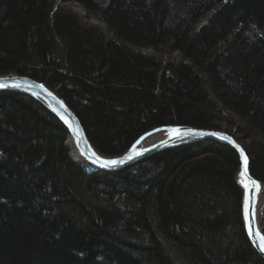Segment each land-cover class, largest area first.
Listing matches in <instances>:
<instances>
[{"label":"trees","instance_id":"trees-1","mask_svg":"<svg viewBox=\"0 0 264 264\" xmlns=\"http://www.w3.org/2000/svg\"><path fill=\"white\" fill-rule=\"evenodd\" d=\"M7 73L59 94L102 153L158 127L216 128L241 141L264 183V0H0ZM68 135L33 97L0 91V264H264L229 145L88 170Z\"/></svg>","mask_w":264,"mask_h":264},{"label":"water","instance_id":"water-1","mask_svg":"<svg viewBox=\"0 0 264 264\" xmlns=\"http://www.w3.org/2000/svg\"><path fill=\"white\" fill-rule=\"evenodd\" d=\"M1 90H14L25 93L46 107L53 115H55L68 130L67 143L73 144L78 151L81 160H75L87 167L88 170L98 168L101 170H119L129 166L134 162L140 161L154 152L191 143L201 139H215L226 143L236 150L238 154L237 180L242 187L243 195L241 202V213L243 226L246 236L256 252L264 259V232L259 224V209L264 198V184L254 177L250 170V159L244 147L228 132L216 128H202L196 126H164L154 128L141 134L126 150L115 155H105L101 153L88 139L83 125L75 114L73 109L59 96L54 90L46 86L41 81L34 79L28 75L22 74H4L0 75ZM169 130L157 140H149L143 146H137L139 138H151L150 136L157 131ZM154 139V138H153ZM237 145L239 147H237ZM240 149H243V156L247 157V170L241 176L243 170V159ZM118 160L120 163L110 165L105 161ZM256 181L259 185L251 183ZM262 191L261 204L257 206L259 193Z\"/></svg>","mask_w":264,"mask_h":264},{"label":"bare ground","instance_id":"bare-ground-1","mask_svg":"<svg viewBox=\"0 0 264 264\" xmlns=\"http://www.w3.org/2000/svg\"><path fill=\"white\" fill-rule=\"evenodd\" d=\"M7 74H11V73H7ZM2 75H4V74H2ZM43 83V82H42ZM46 85V84H45ZM47 86V85H46ZM64 100V99H63ZM65 101V100H64ZM66 102V101H65ZM67 103V102H66ZM68 104V103H67ZM76 114V113H75ZM60 121V120H59ZM61 122V121H60ZM62 123V122H61ZM63 124V123H62ZM151 130H153V129H151ZM148 131H150V130H148ZM169 130H161V131H157V132H154L150 137L151 138H149V139H145L144 137H141V138H139L138 139V141H137V146H143V145H145L149 140H152V141H154V140H157V139H159V138H162V135L164 134V133H167ZM145 133V132H144ZM141 136V135H140ZM139 136V137H140ZM234 137V136H233ZM154 138V139H153ZM234 139H236L242 146H243V144L241 143V141L240 140H238L236 137H234ZM136 140V139H135ZM134 140V141H135ZM203 140H208V139H201V140H197V141H203ZM211 140H215V139H211ZM133 141V142H134ZM215 141H218V140H215ZM132 142V143H133ZM194 142H196V141H194ZM218 142H221V141H218ZM131 143V144H132ZM221 143H223V142H221ZM130 144V145H131ZM223 144H226V143H223ZM129 145V146H130ZM128 146V147H129ZM69 147H70V154H71V156L75 159V160H81L82 158L80 157V155H79V153H78V151L75 149V147L73 146V144H71V143H69ZM127 147V148H128ZM231 147V146H230ZM244 147V146H243ZM127 148H125L124 150H126ZM232 148V147H231ZM245 149V148H244ZM123 150V151H124ZM235 150V149H234ZM122 151V152H123ZM235 152H236V150H235ZM102 153V152H101ZM121 153V152H120ZM237 153V152H236ZM103 154H105V153H103ZM119 154V153H118ZM105 155H110V156H112V155H115V154H105ZM238 155V154H237ZM85 166V165H84ZM87 168V167H86ZM242 195H243V190H242ZM262 196V191H260V193H259V198H258V201H257V206H259V204H261V197Z\"/></svg>","mask_w":264,"mask_h":264},{"label":"rangeland","instance_id":"rangeland-1","mask_svg":"<svg viewBox=\"0 0 264 264\" xmlns=\"http://www.w3.org/2000/svg\"><path fill=\"white\" fill-rule=\"evenodd\" d=\"M57 4H59V2H57ZM63 4V3H62ZM67 6H70L76 13H78V15H80L82 18H84V20H87L88 22H91V23H94V24H98L99 26L101 27H104V24L103 22H101V20H99L98 18L96 17H85V11L83 10V8L75 3V2H71V3H65ZM145 50L147 51H152L151 48H146ZM153 52V51H152ZM167 58H170V59H175V60H178L179 59V54L177 52H173L170 56L166 57ZM14 74V73H13ZM225 131V130H224ZM66 143H67V140H66ZM68 144V143H67ZM69 145V144H68ZM71 155V154H70ZM264 184V183H263Z\"/></svg>","mask_w":264,"mask_h":264},{"label":"snow or ice","instance_id":"snow-or-ice-1","mask_svg":"<svg viewBox=\"0 0 264 264\" xmlns=\"http://www.w3.org/2000/svg\"><path fill=\"white\" fill-rule=\"evenodd\" d=\"M0 87H4V85L0 84ZM237 147H239V146L237 145ZM240 151L242 153V159H243V165H242L243 170L241 172V176H243L245 174V171L247 170L248 161H247V157L243 156V149H240ZM120 162L121 161H118V160L105 161V163L110 164V165H114V164H117V163H120ZM251 183L256 184L257 187H259V185H258V183L256 181L253 180V181H251ZM261 250L264 251V248H262Z\"/></svg>","mask_w":264,"mask_h":264}]
</instances>
